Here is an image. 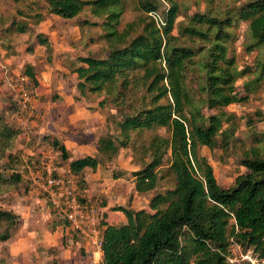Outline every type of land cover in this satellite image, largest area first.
Returning a JSON list of instances; mask_svg holds the SVG:
<instances>
[{
    "label": "trees",
    "instance_id": "16d2710c",
    "mask_svg": "<svg viewBox=\"0 0 264 264\" xmlns=\"http://www.w3.org/2000/svg\"><path fill=\"white\" fill-rule=\"evenodd\" d=\"M136 1L144 17L138 25L120 31L129 0H47L50 14L62 19L73 20L87 9L102 19L107 55L79 57L73 73L81 94H106L121 114L118 134L98 140L102 159H75L69 163L70 172L96 171L122 150L134 147L140 166L130 173L135 193L156 191L162 182L168 186L151 198L149 211L111 208L125 216L124 224L108 222L106 213L102 216L101 264H230L227 258L233 244L264 258V150L252 148L241 156L246 172L229 188L218 183L208 157L202 154L203 148L230 150L237 120L228 108L245 104L264 86V58L255 71L239 70L235 56L229 55L241 23L248 24L245 51L264 49V0H236L225 7H213L206 0L205 12H194L181 21L176 0ZM11 29L28 33V26L22 24L13 23ZM36 39L52 50L44 34ZM182 39L203 45L192 47ZM25 74L36 83L31 66ZM193 82L196 89L190 88ZM256 115L264 121L263 112ZM160 130L165 135L157 134ZM147 132L153 135L142 146L136 144ZM19 136L20 131L0 113V195L20 190L24 183L13 153ZM255 139L264 146V134L256 133ZM49 143L69 161L65 145L56 137ZM79 198L86 202L81 194ZM19 221V215L0 207L1 241L12 239ZM60 223L64 231L72 232L64 218Z\"/></svg>",
    "mask_w": 264,
    "mask_h": 264
},
{
    "label": "rangeland",
    "instance_id": "374dc122",
    "mask_svg": "<svg viewBox=\"0 0 264 264\" xmlns=\"http://www.w3.org/2000/svg\"><path fill=\"white\" fill-rule=\"evenodd\" d=\"M176 1L181 8L179 21L194 12L207 10L206 0ZM235 1L210 0V5L225 7ZM142 17L144 14L137 10V1L129 0L119 30H125L130 24L138 25ZM85 22L96 24L86 25ZM13 23L28 26V33L10 30ZM102 23V19L94 17L88 9L73 20H65L50 14L47 0H0V113L10 126L20 131L13 153L19 160L16 164L18 169L26 168L21 172L24 183L20 190L0 195L2 209L21 214L12 239L7 242L0 240V262L100 264L97 256L91 258L94 256L92 252H95L93 248L89 250L82 244L84 241L81 238H74L72 232L61 229L60 215L48 195L34 182L35 177L47 176V166L51 167L53 176L75 185L79 192L85 188L87 193H82L83 198L96 208L101 219L104 208L109 206L149 211L151 198L168 188L162 182L156 191L135 193L130 173L139 170L140 166L134 147L122 150L118 158L112 162L105 161L96 171L89 169L75 175L70 172V161L63 160L61 153L49 143V139L52 140L57 134L70 132L60 129L57 116L61 119L62 128L73 129V160L88 155L102 159L98 152L99 138L118 134L116 124L121 120V114L117 107L109 102L106 94H81L79 81L73 73L79 57L101 58L107 55L109 44L103 38L105 31ZM236 33L238 38L229 55L235 56L239 70L247 67L255 71L263 61L264 49L251 54L245 51L247 23H241ZM38 34H44L50 40L51 51L39 45L36 39ZM182 43L192 47L203 45L189 39H182ZM28 66L32 67L37 84L25 74ZM248 78L253 79L254 75ZM196 84L190 83V88L196 89ZM241 84L242 81H238L237 85ZM24 95L31 100L25 109L21 106ZM104 100L106 103L101 105ZM228 110L236 116V141L226 153L202 149V154L208 157L215 171L218 183L225 188L231 187L235 178L246 172L240 165V158L246 151L257 147L264 150V146L255 139L256 133L264 134V121L260 122L261 117L256 115L257 112L264 114V86L252 94L248 102L232 105ZM251 118L252 125L249 123ZM165 133L164 130L157 131L160 135ZM151 135L153 133H145L136 144L142 146L144 139ZM116 175L122 177L115 178ZM124 220L126 218L118 212L110 214L111 223L122 224ZM78 242L80 245L75 247Z\"/></svg>",
    "mask_w": 264,
    "mask_h": 264
},
{
    "label": "built area",
    "instance_id": "2783aa9c",
    "mask_svg": "<svg viewBox=\"0 0 264 264\" xmlns=\"http://www.w3.org/2000/svg\"><path fill=\"white\" fill-rule=\"evenodd\" d=\"M31 103L30 97L23 96V109ZM21 168V172L25 170ZM46 177H35L34 182L48 198L61 218L69 223V230L75 232L89 247L95 251H102V232L99 229L101 216L96 208L79 198V188L65 179L53 176L52 169L47 166ZM230 264H264V258L254 250H244L239 244L231 246L227 258Z\"/></svg>",
    "mask_w": 264,
    "mask_h": 264
},
{
    "label": "crops",
    "instance_id": "0c3cea01",
    "mask_svg": "<svg viewBox=\"0 0 264 264\" xmlns=\"http://www.w3.org/2000/svg\"><path fill=\"white\" fill-rule=\"evenodd\" d=\"M63 115H65V114H63ZM62 115V116H63ZM57 119H58V126H60V129H67V130H70V132L69 133H66V134H57L58 136H56V137H58L59 139V141H62L63 143V145H65V147H66V149L68 150V152H69V154H70V159H69V161L71 162V161H73V133H72V131H73V129L71 128V127H69L70 129H68V128H62L61 127V123H60V121H61V119H60V117H58L57 116ZM72 123H73V121H72ZM72 125V124H71ZM68 136V137H67ZM88 156H91V155H88ZM94 157V156H93ZM76 159H78V158H76ZM75 160V159H74ZM70 169V168H69ZM99 169V168H98ZM97 169V170H98ZM87 170H89V169H86L85 171H87ZM91 170V169H90ZM84 171V172H85ZM83 172V173H84ZM133 180V179H132ZM85 189V188H84ZM83 189V191H80L79 192V194H81L82 195V193H87V191L86 190H84ZM83 196V195H82ZM124 207V206H123ZM110 209H111V207L109 206V207H105L104 208V212H103V216H104V214L106 213L107 214V221L108 222H110L111 223V221H110V214L112 213L111 211H110ZM17 215H21L20 213H16ZM122 215V214H121ZM123 217H125L124 215H123ZM127 222V220L125 221H123L122 222V224H124V223H126ZM112 224H114V223H112ZM118 225H120V224H118ZM61 229H63V227L61 226ZM82 239V238H81ZM81 239H80V241H81ZM82 243V242H81ZM73 244H74V241H73ZM82 244H84V246H86V248H88L89 250L91 249V247H89L87 244H85L84 242L82 243ZM80 245V243L78 242V244H76L75 245V247L76 246H79ZM88 253H89V255L91 256L92 254L94 255V256H91V258H93V257H95V256H97L98 258H99V260H97V261H99V263L101 264L102 263V259H103V253H102V251L101 252H92V254H91V252L90 251H88Z\"/></svg>",
    "mask_w": 264,
    "mask_h": 264
}]
</instances>
